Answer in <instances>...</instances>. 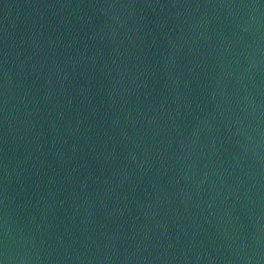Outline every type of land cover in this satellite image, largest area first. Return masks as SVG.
<instances>
[{
    "label": "water",
    "instance_id": "obj_1",
    "mask_svg": "<svg viewBox=\"0 0 264 264\" xmlns=\"http://www.w3.org/2000/svg\"><path fill=\"white\" fill-rule=\"evenodd\" d=\"M0 264H264V0H0Z\"/></svg>",
    "mask_w": 264,
    "mask_h": 264
}]
</instances>
